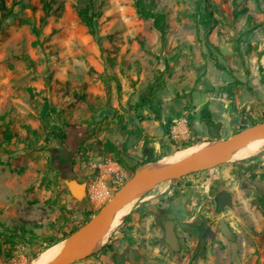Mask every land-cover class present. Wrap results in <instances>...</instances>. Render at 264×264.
Segmentation results:
<instances>
[{"label":"rangeland","instance_id":"374dc122","mask_svg":"<svg viewBox=\"0 0 264 264\" xmlns=\"http://www.w3.org/2000/svg\"><path fill=\"white\" fill-rule=\"evenodd\" d=\"M48 1L46 16L41 0H0V264L56 248L97 212L101 186L112 195L142 165L264 121V0ZM105 244L73 264H264V148L158 184Z\"/></svg>","mask_w":264,"mask_h":264},{"label":"water","instance_id":"95a60500","mask_svg":"<svg viewBox=\"0 0 264 264\" xmlns=\"http://www.w3.org/2000/svg\"><path fill=\"white\" fill-rule=\"evenodd\" d=\"M259 137H264V121L246 125L227 138L204 141L194 150L154 171L141 172L137 170L99 207L91 218L60 241L57 255L47 264H73L88 252L98 232L110 222L122 207L131 202L140 201L158 184L199 172L215 164L221 157L249 140ZM64 181L70 193L81 200L84 196V184L72 177H68ZM72 184L83 187V191L81 188L78 190L72 188ZM214 199L218 209L225 205H232V198L226 189L217 191L214 194ZM162 227L164 241L172 249L177 250L179 243L175 232V222L172 219H165ZM127 258L129 261H134L131 249L128 250Z\"/></svg>","mask_w":264,"mask_h":264},{"label":"bare ground","instance_id":"6f19581e","mask_svg":"<svg viewBox=\"0 0 264 264\" xmlns=\"http://www.w3.org/2000/svg\"><path fill=\"white\" fill-rule=\"evenodd\" d=\"M200 144H202V143H200ZM200 144H198V145H200ZM197 146L190 147L187 150L185 149L182 152H179V153L177 152V154H173L171 156L162 157L158 161L153 162L151 164L142 165L138 168V171H141V172L154 171V170L170 163L174 159H176V158H178L184 154L189 153L190 151L194 150ZM263 148H264V137L254 138L252 140H249L245 144L241 145L240 147L236 148L235 150L227 153L226 155L221 157L218 161L226 162V161H235V160L244 159L248 156H251V155L257 153L258 151H260ZM72 188L78 190L81 187H79L75 184H72ZM81 190L83 191V187L81 188ZM109 195H110L109 192L106 189H103L102 186H101V189H97L96 200H97L98 205L99 204L101 205L102 203H104L106 201V199L109 197ZM132 203L133 202L122 207L112 217L110 222H108V224L106 226H104L98 232V234L95 236L90 248L88 249V252H95V251L99 250L108 241V238L110 237L112 232L118 227V225H120V223L125 218L127 211L129 209L130 205H132ZM60 244L61 243L59 242L57 244L56 248L47 249L44 252L43 256H41V258L38 259L37 261L35 260V262H33L32 264H47L50 261H52L58 253Z\"/></svg>","mask_w":264,"mask_h":264},{"label":"trees","instance_id":"16d2710c","mask_svg":"<svg viewBox=\"0 0 264 264\" xmlns=\"http://www.w3.org/2000/svg\"><path fill=\"white\" fill-rule=\"evenodd\" d=\"M41 2H42V8H43V10H44V13H45V15L47 16V15L50 13V10H51V2L48 1V0H41ZM135 4H136V6H138V5H139V0H135ZM0 10H1V14H0V15H1V19H3V18L5 17V14H6V13H5V11H4L5 9L3 8L2 5H0ZM88 10H89L88 6H85V7L79 8V9H78V15H79L80 21H81L86 27H88L89 32H90L91 34L94 35V34H95V29H94L93 14L89 13ZM244 10H245V9H243V11H244ZM137 12H138V14H139L141 17H143V18H150V17H153V14H152L151 12H149V11H145V10H143L142 8H139V7H138V9H137ZM248 20H250V22L253 24L252 26H250L252 30L257 29V28L260 26L259 23L255 22V21H252L251 17H248ZM0 21H1V20H0ZM153 22H154V23H153L154 26H155L156 28L159 29L160 27H159V25H158V19L155 18ZM217 67H218L219 69L223 70L222 67H219L218 65H217ZM201 116H202V119H203V121L205 122V124H206L207 126H211V125L214 124V122H213V120H212V118H211V111H210L206 106H204V107L202 108ZM218 125H219V123H217V126H218ZM243 127H245V125L240 126L239 129H241V128H243ZM121 129L124 130V131H127L126 133H128V134H130V135L134 134V131H133L132 129L126 130L125 125H123V124H121ZM9 138H10V134H7V133H6V139L9 140ZM121 161H122V159H119V162H121ZM143 163H145V161H143V160L140 161L139 163H137L136 165H134V166L132 167V169L135 170L136 168H138V167H139L140 165H142ZM92 214H94V213L89 214V216L92 215ZM87 220H88V219H87ZM87 220H86V221H87ZM77 228H78V227H76V228L70 230L68 233L64 234L63 237L69 235L71 232H73V231L76 230ZM52 244H55V243L52 242L51 245H52ZM101 248H108V249L111 250V246H110L109 244H104Z\"/></svg>","mask_w":264,"mask_h":264},{"label":"built area","instance_id":"2783aa9c","mask_svg":"<svg viewBox=\"0 0 264 264\" xmlns=\"http://www.w3.org/2000/svg\"><path fill=\"white\" fill-rule=\"evenodd\" d=\"M102 187L105 188V189L109 192V194H110V191L107 189V186L104 185V186H102ZM96 196H97V189L94 190V191H92V193L90 194V197H91V199L93 200V202H97V200H96ZM110 196H111V195H110ZM110 196H109V197H110ZM109 197H108V198H109ZM108 198H107V199H108ZM107 199H106V200H107ZM102 204H103V203H102ZM102 204H101V205H102ZM101 205H99V206H101Z\"/></svg>","mask_w":264,"mask_h":264},{"label":"crops","instance_id":"0c3cea01","mask_svg":"<svg viewBox=\"0 0 264 264\" xmlns=\"http://www.w3.org/2000/svg\"><path fill=\"white\" fill-rule=\"evenodd\" d=\"M143 200H144V199H143ZM143 200L141 201V203H140V204H145V203H144L145 201H143ZM134 204H135V203H134ZM137 206H138V205H136V206H135V207H133V208H136ZM131 210L133 211L134 209H130V212H132Z\"/></svg>","mask_w":264,"mask_h":264},{"label":"flooded vegetation","instance_id":"af4514ba","mask_svg":"<svg viewBox=\"0 0 264 264\" xmlns=\"http://www.w3.org/2000/svg\"><path fill=\"white\" fill-rule=\"evenodd\" d=\"M229 193V192H228ZM230 194V193H229ZM231 196V195H230ZM215 202H216V200H215ZM216 205H217V202H216ZM223 209V207L221 208V209H219V210H222ZM128 253V252H127Z\"/></svg>","mask_w":264,"mask_h":264}]
</instances>
